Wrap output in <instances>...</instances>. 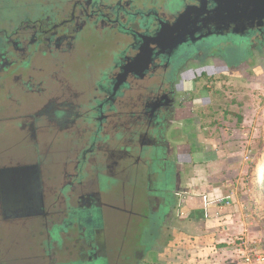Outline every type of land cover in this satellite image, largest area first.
<instances>
[{"label": "flooded vegetation", "instance_id": "af4514ba", "mask_svg": "<svg viewBox=\"0 0 264 264\" xmlns=\"http://www.w3.org/2000/svg\"><path fill=\"white\" fill-rule=\"evenodd\" d=\"M36 4L40 5V15L20 18L12 25V31L0 30V74L4 82L19 83L24 93L39 96L22 128L29 129L32 140H36L37 133L48 130L59 135L74 133L76 139L91 135V139L85 140L75 161L68 158L65 168L73 164L75 173L66 169L65 182L59 189L45 181V161L39 155L46 154L42 152L1 162V219L7 223L60 220L52 229L56 237L53 238L73 240L74 248L80 250L79 264H109L108 231L112 253L117 254L115 264H158L167 252L165 262L173 256L174 264L219 263L221 249L216 235L193 236L185 228L177 232L174 227L178 226L173 222L176 209H183L182 220L197 221L221 219L226 208L217 205L220 200L209 201L205 194L187 195L190 197L179 202L180 178L175 171L178 162L185 158L175 153L176 146L169 141L168 134L183 107L177 87L189 74V66H202L215 57L228 69L242 68L245 59L230 66L223 58L222 46L239 43L224 37L247 35L246 49L254 56L264 46V26H244L242 15L235 20L222 12L218 16L216 0H181L182 6L176 3L175 10L165 9L157 0L142 7L134 5L135 0H54L48 5ZM187 10L188 18L174 29ZM251 14L258 20L263 15L260 10L245 15ZM87 29L97 33L111 30L122 37V43L117 41V49L109 59L96 66L105 73L98 88L82 92L62 80L59 89H44L37 76L42 71L37 63L67 57L77 60V39ZM208 37H214L213 43L202 44ZM192 49L195 50L189 53ZM85 60L95 66L91 51ZM203 75L194 76L200 80ZM118 104L122 111H117ZM108 136L111 140L107 141ZM99 159L107 163L105 167L101 165L107 173L100 171ZM91 164L97 167L98 188L89 178L80 179L85 172L89 175L86 167ZM140 176L146 181L144 201L150 217L139 205L138 188L143 181ZM118 195L125 205L122 208L115 204ZM127 198L131 199L130 209L125 204ZM57 202L61 211H53ZM139 219L144 222L135 226L144 235L147 251L143 252L132 241L130 257L126 258L124 248L129 230ZM185 223L180 226H186ZM167 231H171L170 236ZM204 249L209 252L199 256ZM207 258L210 260L206 262Z\"/></svg>", "mask_w": 264, "mask_h": 264}, {"label": "rangeland", "instance_id": "374dc122", "mask_svg": "<svg viewBox=\"0 0 264 264\" xmlns=\"http://www.w3.org/2000/svg\"><path fill=\"white\" fill-rule=\"evenodd\" d=\"M53 1L0 0V30L11 28L12 31L15 27L12 25L20 18L26 16L34 18L40 15L42 11L40 5L36 3L48 5ZM151 1L135 0L134 5L142 7L145 4L150 5ZM157 2L167 10H175V4L178 3V6L181 4V0ZM246 36L224 38L245 44L248 41ZM118 40L122 43L121 35L111 30L103 33L85 30L77 39L80 53L77 60L67 57L59 61L46 59L37 63L38 69L42 70L37 72V76L43 88L59 89L61 81L64 80L69 86L82 92L94 91L98 88L97 83L102 82L105 76L104 71L96 66H102L109 59V55L117 49ZM213 40L214 37H208L202 44H212ZM194 50L188 52L192 53ZM90 51L94 54L92 63L95 66L85 60ZM183 52L187 53V50ZM214 58L205 59L206 62L202 66L191 64L186 79H182L177 87L180 90L178 98L183 107L180 108L178 122L168 134V139L176 146L175 153H179L182 159L185 158L178 162L175 171L180 178L178 199L180 202L184 197H190L187 195L198 197L212 192L210 200H220L216 204L223 209L226 208L221 214L223 222L229 220L239 222L240 219L242 221L241 228L238 231H231L232 235L227 236V239L223 237L216 239L218 248L222 249L224 243L229 249L235 246L240 248L247 242L258 254L264 256V186H262L264 177L260 164L264 161V46L256 51L254 56L248 51L244 65L239 69H228L220 60ZM194 75L203 77L196 80ZM18 84L11 80L5 83L0 74V163L8 162L17 156H29L32 152L39 154L42 152L46 154L39 155V159L45 161V181L50 187L59 189L65 182L66 169L69 173L74 172L73 164L65 168L68 158L75 161L78 150L85 140L91 139V135L76 139L74 133L59 135L53 130H48L37 133L36 140H32L29 129L22 128V122L34 111V103L39 96L31 97L21 91ZM121 107L122 105L118 104V112ZM108 140H111L110 136ZM98 161L99 167L107 165L101 159ZM87 167L89 175L87 176L85 172L80 179L85 181L89 178L98 188L100 180L96 173L97 167L92 164ZM104 167L100 168V171L103 169V173H107ZM139 179L143 180L140 181L138 188L140 209L150 217L151 213L144 201L146 181L142 176ZM154 183L155 177L152 182L153 188ZM151 193V197L154 198L155 190ZM127 199L125 204L130 209L131 199ZM122 201V196L118 195L116 206L124 207ZM53 211H61L58 202ZM182 212V208L176 209L175 212L173 222L179 226L174 225L177 232L185 228L193 236L202 233L201 220L184 221ZM140 220H135L137 222L130 227L132 231L129 230L127 246L124 248L126 258L130 257L133 244L139 245L143 252L147 251L144 235L139 227L135 226L144 222ZM60 222L53 218L7 223L0 217V264H79L82 259L80 250L74 248V241L63 236L56 240L55 235H52L53 227H57ZM183 222H187L186 226H180ZM222 223L219 229L224 228L228 231L229 226ZM170 232L167 231L168 236ZM135 236L138 238L137 242ZM141 236L143 237L140 241ZM110 239L108 231L106 260L109 264H115L117 254L112 253L113 245L108 242ZM232 256L235 254L225 255L227 261H221L220 264H231L235 260L242 263L241 257L236 259L231 258ZM156 258L157 256L153 261ZM208 260L210 259L207 258L206 262Z\"/></svg>", "mask_w": 264, "mask_h": 264}, {"label": "crops", "instance_id": "0c3cea01", "mask_svg": "<svg viewBox=\"0 0 264 264\" xmlns=\"http://www.w3.org/2000/svg\"><path fill=\"white\" fill-rule=\"evenodd\" d=\"M214 192H215V190H214ZM207 193L208 194H205V197L210 201V198H212L211 197L212 192H207ZM209 203H206V205L208 206ZM229 219H231V218H229ZM230 221L231 220H229V222L228 221L227 222H223L222 219H220V218H212V219H208V220L201 219V223H202L201 225H202L203 231L198 236L204 237V236H209V235H216L217 238L218 237L219 238L223 237L224 239H227V236L232 235L231 231H238L241 228V226H242L241 219L239 220V222H236V221H231L230 222ZM221 223H222V225L225 224V225L229 226L228 227V231L224 230V228L223 229H219V226L221 225ZM235 233H238V232H235ZM221 243H223V242H221ZM224 245H225V243L221 246L222 249L220 250V253L217 256V260H219L220 262L221 261L224 262L225 260L227 261V258H225L224 256L225 255H229V254L230 255H232V254L234 255L235 254V256H233V258H236V259L240 257V254L242 253L241 246H240V248L235 246V247H232V249H229L227 246H224ZM204 250H205V252L199 251L200 252L199 256L200 255H204V253L207 254L209 252L208 249H204ZM165 255H168V252ZM165 255L158 259L159 260L158 264H166V263L167 264H174L176 262V260H174L173 256H172L173 259L165 262V260H166L165 259V257H166ZM213 257H214V255H213ZM220 262L216 263V264H220ZM239 262L240 261L235 260V261H232L231 264H243V261H242V263H239Z\"/></svg>", "mask_w": 264, "mask_h": 264}, {"label": "water", "instance_id": "95a60500", "mask_svg": "<svg viewBox=\"0 0 264 264\" xmlns=\"http://www.w3.org/2000/svg\"><path fill=\"white\" fill-rule=\"evenodd\" d=\"M216 2L219 4L218 9L216 10L218 16H220V12H222L223 14H227L228 17H231V19H240V15H242V19L244 20V26L247 24H257L256 26H258L259 28L264 26V0H216ZM252 10H260L263 13L262 17L260 16L258 20L255 19L256 16H253L252 14L245 15L246 13L251 12ZM189 11L190 10H187V12L180 17V19L175 24L174 29L175 27L179 28L181 26V23L188 18ZM6 184L7 182L3 183V185ZM10 207L11 206H8V208Z\"/></svg>", "mask_w": 264, "mask_h": 264}, {"label": "trees", "instance_id": "16d2710c", "mask_svg": "<svg viewBox=\"0 0 264 264\" xmlns=\"http://www.w3.org/2000/svg\"><path fill=\"white\" fill-rule=\"evenodd\" d=\"M220 50L223 55V58L230 66L238 65L239 63H241V61L245 59V57H247V54H248L246 45L241 44V43L227 44L225 46H222ZM260 164L262 165L261 171L264 177V161L260 162ZM263 181H264V178H263ZM262 186H264L263 182H262Z\"/></svg>", "mask_w": 264, "mask_h": 264}, {"label": "built area", "instance_id": "2783aa9c", "mask_svg": "<svg viewBox=\"0 0 264 264\" xmlns=\"http://www.w3.org/2000/svg\"><path fill=\"white\" fill-rule=\"evenodd\" d=\"M241 249L242 253L240 257L242 258L243 264H264L263 254H258L256 249H253L247 242H244ZM254 252L256 253L255 255Z\"/></svg>", "mask_w": 264, "mask_h": 264}]
</instances>
